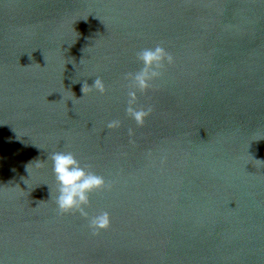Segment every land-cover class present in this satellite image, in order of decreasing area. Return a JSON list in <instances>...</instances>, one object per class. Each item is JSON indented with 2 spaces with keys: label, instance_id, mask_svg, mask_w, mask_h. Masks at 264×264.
<instances>
[{
  "label": "water",
  "instance_id": "95a60500",
  "mask_svg": "<svg viewBox=\"0 0 264 264\" xmlns=\"http://www.w3.org/2000/svg\"><path fill=\"white\" fill-rule=\"evenodd\" d=\"M0 264H264V0H0Z\"/></svg>",
  "mask_w": 264,
  "mask_h": 264
},
{
  "label": "clouds",
  "instance_id": "9594fccd",
  "mask_svg": "<svg viewBox=\"0 0 264 264\" xmlns=\"http://www.w3.org/2000/svg\"><path fill=\"white\" fill-rule=\"evenodd\" d=\"M165 56L171 62L172 57L168 56L164 50L157 47L155 50H145L139 54V59L144 64V69L138 73L134 79L141 90L148 87L147 80L150 78L149 69L155 64L160 66ZM152 76L157 75L156 72L151 73ZM90 87V86H89ZM103 93L105 91L104 83L97 78L91 86ZM84 93V86L82 87ZM132 99H135V92L129 93ZM128 112L134 117L137 123H143V118L146 115L143 111H134L131 107ZM116 125V122L109 124V127ZM52 169L58 184V194L56 204L61 213L79 211L81 215L87 216L84 211V205L88 203V193L93 189H98L104 185L102 177L85 172L80 166L79 161L70 152H54L51 157ZM28 172V171H27ZM109 217L107 213L94 218L91 221V227L94 229H106L109 227Z\"/></svg>",
  "mask_w": 264,
  "mask_h": 264
}]
</instances>
